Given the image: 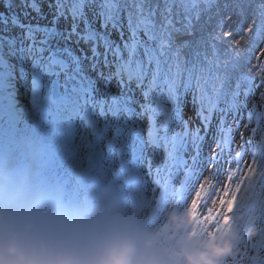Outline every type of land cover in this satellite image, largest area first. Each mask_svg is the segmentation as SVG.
Instances as JSON below:
<instances>
[{
	"label": "snow or ice",
	"instance_id": "1",
	"mask_svg": "<svg viewBox=\"0 0 264 264\" xmlns=\"http://www.w3.org/2000/svg\"><path fill=\"white\" fill-rule=\"evenodd\" d=\"M5 162L68 205L118 193L164 250L236 230L221 264H264V0H0Z\"/></svg>",
	"mask_w": 264,
	"mask_h": 264
},
{
	"label": "clouds",
	"instance_id": "2",
	"mask_svg": "<svg viewBox=\"0 0 264 264\" xmlns=\"http://www.w3.org/2000/svg\"><path fill=\"white\" fill-rule=\"evenodd\" d=\"M15 174L0 164V264H171L150 251L152 241L131 219L104 214L77 225L70 235L36 231L31 222L18 227L7 202L20 195L11 186ZM26 177H20L17 189ZM175 222L178 217L173 214ZM257 229L249 228L255 235ZM236 250L235 235L208 243L203 248L181 247L178 264H221Z\"/></svg>",
	"mask_w": 264,
	"mask_h": 264
},
{
	"label": "rangeland",
	"instance_id": "3",
	"mask_svg": "<svg viewBox=\"0 0 264 264\" xmlns=\"http://www.w3.org/2000/svg\"><path fill=\"white\" fill-rule=\"evenodd\" d=\"M113 193H115V192L109 191V193L106 195V200H107V197L109 195H112ZM114 196L115 197H114V201H113V205H112V214H118L120 216H124L122 214L120 206H119V194L115 193ZM43 200H46V208H47L48 212H50L52 214H54L57 211V209L61 208L60 205H61L62 201L59 199L58 193L55 190L51 195L45 194L43 197ZM101 215H102V211L99 212V216H101ZM94 218H97V217L92 216V213H90L88 211L86 212L85 208L81 207V210L79 212V217L77 218L75 225L77 226V225L85 224ZM153 230H154V228H148L144 232V234H148V236H151ZM68 235H70V234H68Z\"/></svg>",
	"mask_w": 264,
	"mask_h": 264
},
{
	"label": "trees",
	"instance_id": "4",
	"mask_svg": "<svg viewBox=\"0 0 264 264\" xmlns=\"http://www.w3.org/2000/svg\"><path fill=\"white\" fill-rule=\"evenodd\" d=\"M232 234L235 235L236 243L238 240V232L236 230H227V229H221L217 232V240L223 239V238H229Z\"/></svg>",
	"mask_w": 264,
	"mask_h": 264
}]
</instances>
